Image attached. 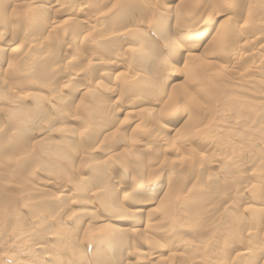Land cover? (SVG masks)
Masks as SVG:
<instances>
[{
    "label": "bare ground",
    "instance_id": "bare-ground-1",
    "mask_svg": "<svg viewBox=\"0 0 264 264\" xmlns=\"http://www.w3.org/2000/svg\"><path fill=\"white\" fill-rule=\"evenodd\" d=\"M16 1L20 3L19 8L24 7L26 9L25 11H28V10L34 11L37 9L41 13V14L39 13V15H42L41 19L43 20L41 21L40 28H38L39 32L41 29V31H47V33L49 34L51 33V35L54 34L53 31H55V29H58L59 31L61 30V33H62V25L64 22L65 24H67L68 22L66 23V21L70 20L72 22L75 20L77 24L76 18L82 17L83 15L81 14L84 11L83 8L80 9V7H77V8L73 7L74 8L73 10L72 8H70L69 10L67 9L68 11H65L63 8L64 4L63 5L62 3L57 4L58 0L56 1L54 0V2L52 3H56V4L50 7L35 6V3H38L37 0H16ZM199 1L200 0L198 1L195 0L193 2L195 3ZM103 2L101 4V1L98 0V4L100 7H103L105 5L103 4ZM109 2L111 3L110 0ZM104 3H108V2L105 1ZM121 3L123 7L127 8L125 10L128 13L130 9H133V10L138 9L140 10L139 12H143L144 7L142 8V6H144V3L138 4L137 1L135 0L134 1L122 0ZM185 3L187 5L188 2H185ZM248 3H251V2H248ZM7 4H9L7 0H0V19L5 20L4 13H6V11L4 12V10ZM153 4L154 6H152V15L154 19L152 20H154V23H155V20L160 21L158 23L159 26L156 25L158 27V30L156 31L157 34L155 33V35L154 34L153 35L158 36L159 38L161 37L165 45L167 44L171 46L173 50H175L174 53L184 56L185 64L187 61H190V64L187 63V66H185L183 63V65L185 66L181 72L184 75V77L182 76V78H184L183 81L181 83L177 82V83L172 84V87L169 88V90H165V91L158 84V81L161 80L159 77H156L155 75L153 76L152 74L150 76L147 74L148 73L147 69L145 71V70H142L141 68L140 74L136 75L133 81L131 80L132 82L130 86L127 85L126 82H125L126 84H124L125 86L123 85L125 87L123 91L126 92L125 96L127 95V93H131V91L135 90L136 92L135 95H137V99L135 103L137 104L136 106L134 104H128L129 102L127 103H121L120 101H119L120 103L115 102V101H113L114 103L108 102L109 100H107V98H111V96L114 93H117L118 91H120L119 90L120 86L116 87L113 84L107 85V86L105 85L104 87H101V88L98 87L97 85L93 86V88L92 86L90 88L89 87L82 88L83 94L88 96V98L87 100H84V101L82 100L76 101L78 102V106L80 104L82 105V106L80 105L81 107H80L79 113L78 111H76V113H73V114H71L70 112H66L68 111L69 107L73 106L75 103V102L73 103V101H71V99L69 98L64 99V97L62 98V96L48 98V95L51 96L53 95V93L61 92L64 94V92H62L63 87L57 86V83L55 82V76L59 79L63 78L67 80L69 91L71 89L72 92L73 91L79 92L81 89V85H79L80 81L84 80L85 78L87 79L88 74L94 69H97V71L98 70L105 71L102 75V77L105 80L116 79L119 77L121 79L122 76L129 73L127 71H128V68H130L129 66L131 65L132 56L121 57L118 54H114V53L111 54L113 52L111 49L114 50L115 44L118 42V38H120L118 37L120 36L119 34L116 35V34H112L111 32L110 34L108 33V35H105V36L104 35L98 36V33H97V34H94L93 37H91L92 40L90 42L88 41L90 37L89 38L87 37L88 38V39L86 38L87 40L86 39L84 40V38L80 39L79 37L77 38V40L73 39L71 41L70 40L65 41V42L62 41V44L60 45H58L57 43V45L59 46L58 50L56 49L57 47L56 48L53 47V49L50 50L48 48L44 49L45 48L43 44L44 37H42L43 33L41 35L36 34L35 36H32L30 39L20 38L21 39L20 40L11 35H10L11 37H9L7 36L8 34L6 35L0 32V124L5 125L4 129H0V240L2 241V237L6 233H8V231L4 232V228L8 226V223L10 224V222L13 221L11 219L12 218L11 216H14L15 214H17L16 213L18 211L17 209H19L22 203L24 206L27 204L25 208L26 207L29 208L30 213L31 211L38 213L37 211L40 210L43 212L42 214L47 215L48 219L50 218L48 221H46L44 220L45 215H43L41 218L40 216L38 217L37 215V219L32 218L33 216L28 215L31 217V220L30 219L29 220H30V224H32L33 226L29 225L31 226L29 233L25 232L24 230V232L27 235V238H26L27 244L21 252L22 257H25V256L28 257V255L31 253L36 254L39 256L37 259L38 263L36 262L37 264H46L47 261L42 260V255L45 253L56 254V256L53 258L54 263L52 264H110V263L123 264L124 262H125L124 264H127V261H129L127 258H130V257H136L138 264H169L170 258L175 259L174 257H176V259L177 260L179 259L180 261L182 259H188L186 252L183 253L184 251L183 252L181 251L180 254L178 253V250L176 248L178 243L176 245V243L174 242L175 235H176L174 231L164 232L165 234L162 235V232L160 230L161 228L164 229V227L162 226L163 221L173 220V221H169V225H172L173 224L172 222L176 220V219H173L174 211H171V209L174 210L176 201H178L179 198L183 197V195H180V194L187 191L186 190V188L188 187L187 185L188 183L190 184L191 182L190 178L188 179V176H190L188 175L189 167L193 166L194 168L197 169L195 175L198 174L199 176L203 173V172L200 173L201 170H199V167H198L200 164H196L197 162L202 161L203 155H200L198 154L197 151H195L196 150L195 148L200 149L198 147V143L201 140L199 136L200 134L198 133L199 135H196L195 133L198 130L202 129L204 126H207L206 122H209L210 120L209 117L211 115L210 116L207 115L209 117L205 116L206 118L203 117V119H200L202 117L201 114H200L201 116L200 117L198 115L199 114L198 112H194V108L197 107V110H199L198 105L201 106L202 101L205 100L203 101L204 102L203 104L207 107V109H203V108H200V109L204 110L203 113L208 114V112L210 113V111L212 112L213 110L217 108L214 105L218 104L219 102H223V101L225 102L228 99H232V94H229L228 92H230L233 89V85L232 84L226 85L224 83L217 84L215 82H217L218 80L215 78H220V79L225 78V80L226 79L229 80L231 79L230 75H233L239 72V69H241V66H242L241 62L245 57L243 52L245 53L246 51L245 49L249 46L250 43L248 42L249 40L247 41L246 40L247 38L245 37V39H243L242 42L239 40L240 43L238 42V44L234 45L233 41H230L228 39V36H227L228 33L225 34L219 31V29L221 28L219 29L217 28L218 31L215 32L214 36L210 38L208 41H203V38L207 32V29H203L204 28V24H202L203 22L201 23L202 25L201 24L199 26L195 25L194 27L190 25L185 26L183 24L184 23L183 20H182L183 23L181 24L184 25V28H183V31H181V34H179V36L176 37L174 35L173 37L167 34L165 35L166 27L169 25L168 21L172 17L173 13H175L178 10H180L181 12L184 11L186 13V10H185L186 7L184 5L178 4L175 0H158V1H155V3ZM228 5L230 9L231 3H229ZM107 6L108 4H106V8L109 9V7ZM193 6H196V5H193ZM75 7H76V4H75ZM209 7L211 6L209 5ZM99 10L102 11V9H99ZM110 10L113 11V8H111ZM147 10L149 11L148 8ZM232 10H233V7H232ZM107 11L104 10L103 13H100V12L99 14L97 13L99 15L98 17L90 16L88 18L85 16V19L81 21H83L84 26L88 28V30L89 28H95V26H97L98 23H104L105 21H107L108 18L110 19L111 17L117 16L116 12L114 11L107 12ZM127 12L125 13L123 12L122 14L123 17ZM34 13L38 15L37 12H34ZM46 13H47V16L43 18L44 17L43 15ZM181 15L182 14H180V16ZM63 17H65V19L63 21H59V18H63ZM119 17L121 18V16ZM132 18L133 16L131 15V19ZM103 19H106V20H103ZM174 19L175 18L173 16V20ZM102 20L103 22H101ZM26 21L27 20H25V22ZM34 24H37V23H34ZM34 24H32V26ZM69 24L71 25V23ZM69 24L67 25L69 26ZM81 25H82V22H81ZM135 25L137 24H133V26ZM140 25L142 24L140 23ZM154 26L155 25H153L152 28H154ZM240 26H243V25H240ZM125 28L128 31L127 33H122V35L131 37L130 39L131 42L132 43L134 42L132 46L135 48L131 50V53H134V51L138 50V52L136 51V53H139V56L141 58L139 59L145 66H149L150 64L148 63H151V60L153 59H154L153 61H156L155 60L156 56L160 58L164 54L162 51L160 52V48H158L156 45L155 46L157 48L153 46L156 43L158 38L156 37L149 38L148 36H146V34L144 33V30L142 29L137 30L136 28L133 29V28H130V26L128 27V25L127 26L124 25L123 31L125 32H126ZM233 28L234 29H232V31L235 32V34L238 33L237 31L242 30V28L239 26L238 27L234 26ZM2 29L3 28H1L0 31H2ZM197 29L199 30L203 29V30L197 31ZM152 31L154 30L152 29ZM76 33L74 30V34ZM87 34L89 35V32ZM231 34L234 36V33H231ZM55 37H56L55 39L56 41L58 40L61 41V39H59L58 36H55ZM64 37L65 35L62 38L64 39ZM141 39H144V43L141 42ZM45 40L47 41V39ZM251 41H254L253 38ZM225 42H227L230 45V47L229 46L227 47ZM254 42L253 44L251 42V44L254 45L256 43ZM181 45H183L184 48H182ZM78 47L82 49L85 48L84 50L87 49V51H83V52H88L87 55L80 56V57L76 55V57L78 58L74 57L75 53H72V56H69L67 58L63 56L65 59L61 60V62L63 65L65 64V67H67L68 69H65V70L63 69L61 71V69L63 68L62 67L60 68L61 73L59 72L53 75L55 71L57 70L58 63H59V62L58 63L56 62V58H55V57L60 56L61 52L59 50L67 51V50H71L75 48L78 49ZM95 47L97 48L100 47L98 52L95 51L97 50L95 49ZM147 48H152L151 54L145 53ZM179 50L180 51L182 50L183 52L180 54ZM254 52L253 54L251 52V54L254 55ZM251 54L249 55L246 54V55L251 57L252 56ZM208 58L217 60L218 62L213 61V60L212 62L207 61ZM58 60H59V57H58ZM157 61L156 63L152 62L154 64H151V66L156 65L158 68L165 64V66L169 67L170 63H167V61L165 62V59L161 58L159 60L160 63ZM77 63L83 64L86 67L87 65H89V67L88 69H84L83 71H80V72H77V70L74 71L72 68L70 69V67L72 66L74 67V65ZM253 66H252L253 72L260 70V68L256 64H254ZM68 70H71V71H68ZM151 72H153V70ZM171 72H173L174 74ZM243 72L241 74H243ZM247 73H244L243 75L239 73L238 77L241 76L242 81L246 83H250V84L252 83L254 84V86L259 84L258 83L259 81H257V79H255L254 76L251 77L249 74H248L249 76H247L246 75ZM178 75H180V73L178 74L177 71L176 72L170 71L168 72V74H165L164 78L166 81L173 83L179 78ZM236 78L237 77H235V79ZM240 78H237V80ZM127 80H129V78ZM126 86H129V87H127L126 89ZM148 90L151 91V96L148 94L149 93ZM98 91H101V93H98ZM234 91L235 90L233 89L232 93ZM203 93L204 95L206 94L205 97ZM96 94H99L97 98H95ZM162 95L165 96L166 101L163 103V105L160 106L162 102L161 98H163ZM219 96H220V99H219ZM202 97L204 98L202 99ZM207 99L209 100V103L206 102L208 101ZM57 102L60 104L59 107L57 106ZM157 105L159 106V109L158 108L156 109ZM181 105L183 106V108H181L182 110H178L180 107H182ZM190 106H193V107L195 106V107L191 108ZM49 108L54 109V110L58 108L57 112L60 108L59 114L53 115L52 113L51 114L48 113ZM133 113L147 114V116L149 117L155 116V118L151 120L153 123L151 124L150 128L145 131L142 130V132L148 138L147 142L150 140L149 139L150 137V138H153L156 144L153 145L150 142L144 143L140 141L139 139H136L137 138L136 136L124 137L125 134H122L120 136L121 138H118L117 142L115 141L118 145L122 146V149L120 150V152H117V153L114 152L113 156L110 155L111 157L107 156L102 161H96L95 155L99 156L103 153V151L106 149L105 148L106 146L104 145L105 144L104 141L106 138H108L111 135L110 132L107 133V130L109 129V126H110L109 124H113L112 126L116 127L115 129L120 131V129H122L120 127L123 123L121 122V120L119 121V119L117 118L120 116V114L131 117L129 114H133ZM177 113H180L181 115L178 117ZM221 114H222V111H221ZM179 118L183 120V122L181 123L179 122L180 128L173 129V127L176 125ZM77 120H80V121L84 120L83 121L84 124L80 125V128L78 127L79 129H76V128L74 129L73 126L69 127L67 125ZM40 121L43 122V125L41 126H39ZM146 121H147V118H146ZM56 124H60L61 126H57ZM69 125L71 126V124ZM135 125H137V123H135ZM139 125H142V124H139ZM114 127H112V129ZM155 130L156 132H154ZM166 130L173 132L174 135L179 138V140L178 141L175 140V142L170 141L172 139L169 140V138L166 137L167 135H165V132H167ZM101 134H103V137L101 136ZM182 134L185 136V138L183 139L180 137L182 136ZM38 136H41L39 141L37 140L35 142H31V140H34ZM88 136L91 139L95 137L96 140L93 144L95 146L91 145L89 149L86 150L82 146V143H84L85 140H86L85 142H89ZM111 137L112 136H110V138ZM89 143H91V141ZM81 147H83V149H80ZM107 151H111V150H107ZM105 152L106 151H104V153ZM169 155L171 157H167ZM111 161H116V163H119V169L111 168L109 166L111 169L108 170L109 167L104 166V164H107V162L110 163ZM151 163L152 164L157 163V166L155 167L156 169H152L151 167L147 166L151 168L149 169V172H148L149 179H147V181H143L142 179H140V178H143L142 177L143 174L141 171L144 169V165H149ZM206 167L208 168L210 166H206ZM203 168H204V164L202 166V170ZM80 169H82L81 173L84 171L83 169H86V170L88 169L89 175L91 176L93 175L97 177V178L94 177L95 179H93L92 177L90 178V176H89L90 179L89 178L86 179L85 177L84 179L81 178L82 181L79 184L73 186L74 187L73 191L75 193L77 192L79 196L83 195V197L80 196L81 198L85 199L90 196L93 198L92 200H94V202L91 200L92 201L91 204L95 203L96 209H97L95 210L97 211V214L95 212L94 213L95 215L93 216H92V213H90L89 211L90 210L89 209L90 201L88 200L89 198L86 199L89 201V202L87 201L86 203V201L82 199H81L82 201H80V199L78 201V197H73V195L71 196V200H74V202L70 200L68 201L69 203L68 205H73L71 207H73L74 209L76 208L78 210L77 213L76 212L69 213L67 210L58 212L57 210L59 208V205L62 204L60 203V198L62 197L61 194L64 193V190H68L72 188V186H70L69 184L61 182L63 180V178H61L62 175L66 176L65 173L68 172L67 174L69 173L71 174L73 172L79 171ZM145 170L146 169H144V171ZM119 171L121 173L120 178H119V175L117 174V172ZM129 174L131 176L139 177V179L138 178L135 179L134 177L133 179L130 178L131 181H129L127 180V177L129 176ZM123 175L126 178L123 179ZM64 178L66 179V177ZM71 180H74V179L71 178ZM159 180H161L162 183H165V184L159 185L158 183ZM190 187L191 188H189L188 190L192 189L193 193L191 194L190 197L187 196L188 198L186 199L184 198L185 200L184 201L182 200V202L180 203V206H182V204L184 203L183 206H191L193 209L194 206L199 205L197 201L198 198L196 195L200 193L196 192L198 194L195 195L196 188H194L193 186H190ZM50 189H53L54 192H56V194L58 193L57 195L60 194L59 196H57L58 200L57 201L55 200L52 203H50L51 202L50 199L52 198L49 197L50 198L49 199L45 196L47 195ZM146 191L149 194V197H146L144 200L142 199L140 200L138 198V195L143 194L146 196L147 195ZM84 196H87V197H84ZM28 197L29 198L33 197V198L27 201ZM20 201L21 203H19ZM61 202H63V199ZM244 204L243 205L246 206V208H249L250 206H252L250 205L249 202L247 203L245 202ZM201 205H203V203H201ZM204 205L202 206L204 207L203 211L205 210V207H208L207 205L206 206ZM209 206L212 209L214 205L212 206L210 204ZM200 209L202 210L201 207ZM211 209L208 208V210H211ZM196 210L198 209L196 208ZM203 211L202 213L205 212ZM27 213L29 214V212ZM206 215L207 213L205 214V216ZM196 216H199V213ZM202 216L204 217L203 219L206 220L207 216L206 217L204 215ZM262 216H264V207L261 209L259 217L256 215V217H258V220L256 223H254L255 229L260 228L258 226L260 225L261 219L263 218ZM159 217L161 218V220L159 219ZM199 217L196 218L197 221L195 222H198V223L202 222L203 224L205 221L201 218V216ZM14 218L15 220H17L16 216H14ZM68 220H71L72 222L73 226L71 228L69 227V225L66 224ZM76 220L77 221L81 220L83 223V225L80 224L83 228L82 230H84L85 232L84 234L82 233L84 235L83 240H80L78 238L79 229H77L76 226L74 227V224L77 222ZM159 221L161 222V224L159 223ZM207 221L204 223V225L208 223ZM218 221H219V217H218ZM23 222L25 221L23 220ZM41 222L43 224L42 226L37 225L38 223L40 224ZM15 226L16 225H13V231L15 230L14 229ZM20 226H19V229H20ZM9 229H12V227ZM19 229H17L18 231L16 230L17 233L13 237L20 236V239H21L22 229L20 230ZM250 229L248 228V230ZM73 230L76 231L75 233L76 235L72 234ZM24 232H23V236L25 237ZM166 233H168V235ZM252 233L256 234L258 232H252ZM85 234L87 235L90 234L91 236L87 237L86 235V238H85ZM52 238H58L56 242L57 244L54 247L52 245L55 242L52 244L50 243ZM14 239H17V238H14ZM126 239L128 240V242L131 243L132 248H130L129 251L127 250L128 244L126 246V242H125ZM172 240L174 241L171 242ZM140 242L144 245L145 248L153 249L152 246H154V249L156 250L146 249L147 252L145 253L144 252L142 253L140 250L137 251L136 247H138V249H141L140 246L142 244L139 245ZM85 243L87 244L89 243L92 245V249H90L91 250L90 252L84 250ZM50 246L54 249H51ZM240 247L242 246L240 245ZM163 249L168 250L167 253H169V255L167 258L166 256L164 257L163 253L161 252V250ZM121 250L122 252L123 250H126L127 252L124 251L126 255H123V256L121 255V257H118V253H122L120 252ZM57 254H59V256H57ZM1 257L2 255H0V260H2ZM108 258L110 259L108 260ZM23 260L21 261L22 264H26V263H23ZM243 261L245 260L243 259Z\"/></svg>",
    "mask_w": 264,
    "mask_h": 264
},
{
    "label": "rangeland",
    "instance_id": "rangeland-1",
    "mask_svg": "<svg viewBox=\"0 0 264 264\" xmlns=\"http://www.w3.org/2000/svg\"><path fill=\"white\" fill-rule=\"evenodd\" d=\"M37 1H38V3H35V6H38V7L39 6H48V7H50V6H54V4H56V3H52V2H54V0H37ZM99 1H101V4H102L103 0H99ZM105 1L108 2V3H104ZM110 1H111L112 4L109 2V0H104L103 4H105L104 5L105 7L103 5H101L103 7H100L99 4H98V0H58L57 4H61V3H62V5L64 4L63 8H64L65 11H68L70 8H72V10H73L74 8H77V7H80V9L83 8L84 11L81 14V15H83L82 17H77L76 18L77 24H76L75 20L72 21V22L70 20H69L70 22L66 21V23L68 22L67 24L71 23V25L69 24V26H68L64 22L63 25H62V33H61V30L59 31L58 29H55V31L57 33L55 31H53V33H54L53 35H51V33L50 34L47 33V31H41V29H40V32H39L38 28H40L41 21H43V20L41 19L42 15H39L40 12L37 9L34 10V11H31V10L25 11L26 9L24 7L19 8L20 7L19 6L20 3L17 2L16 0H7V2H9V4H7L5 6V10H4V12L6 11V13H4V19L5 20L0 19V30H1V28H3L2 31H0V32H2V34H6V35L8 34L7 36H9V37L13 36V37H15L17 39H20V38H22V39H30L32 36H35L36 34H40L41 35L43 33L44 35L42 34V37H44V39H43V44L45 46L44 49L48 48L50 50H52L53 47L54 48L57 47L56 49L58 50V48H59L58 45L62 44V41L63 42L69 41V40L71 41L73 39L77 40V38H79V37H80V39L84 38V40L87 37L88 38L90 37L89 40H88L90 42L92 40L91 37H93V35L97 34V33H98V36H102V35L105 36V35H108V33L110 34L111 32H112V34H116V35L119 34L120 35V36H118L120 38H118V42L115 44L114 50L111 49L113 52L110 51V52H112L111 54H113V53L114 54H118L121 57L132 56L131 65L129 66L130 68H128V71H127L129 73H127L124 76H122L121 79L119 77V78H116L117 80L116 79H107V80H105L102 77V75H103V73L105 71H103V70H98L97 71V69H94L88 74L87 79L85 78L84 80L80 81V84H79V85H81L80 91L79 92H74V91L72 92L71 89L69 91V86L67 84L68 83L67 80H65L63 78L59 79V78H57L55 76V82L57 83V86H59V87L62 86L63 87L62 92H64V94L61 93V92L53 93V95H51V96L48 95V98L62 96V98L64 97V99L69 98V99H71V101H73V103L74 102L77 103V104L74 103V105L69 107L68 111H66V112H70L71 114L76 113V111H78V113H79L80 107L82 106L81 104H80L81 106L80 105L78 106V102H76V101H80V100L84 101V100H87V98H88V96L83 94V92H82L83 89L82 88H88V87L90 88L91 86L93 88V86H96V85L101 88V87H104L105 85L107 86V85H112V84L114 86H116V87L120 86L119 87L120 91H118L117 93H114L111 96V98H107V100H109L108 102H111V103H114L113 101L118 102V103H120V102L121 103L129 102L128 104H134L136 106L137 104H135V103H136L137 95H135L136 94L135 90L131 91V93H127L126 96H125L126 92L123 91V90L125 89V87H124L125 85L124 84L127 83V85L130 86L131 82L134 80L136 75L140 74V69L141 68H142V70H145V71L147 69V72H148L147 74L148 75L151 76V74H152L153 76L155 75L156 77H159L161 80L158 81V84L165 91V90H169V88L172 87V84L177 83V82L181 83L183 81L184 78H182V76L184 77V75L181 72H182L183 68L185 66H187V63L190 64V61H187L186 64H185L184 63V56L174 53L175 50H173L171 46H169L167 44L165 45V43L163 42V39L161 37L159 38L158 36H154L156 31L158 30V27L156 25H158V23L160 21H156L155 20V23H157V24H155L154 20H152V19H154L153 15H152V6H154L153 3H155V1H158V0H135V1H137L138 4L144 3V6H142V8L144 7L145 9L143 8V12H139L140 10H138V9L137 10L130 9L129 13L125 10L127 8L123 7V5L121 3L122 0H117V1L116 0H110ZM132 1H134V0H132ZM175 1L178 4L184 5L186 7L185 8L186 13L184 11L181 12L180 10L176 11L175 13H173L172 17L168 21L169 25H168V23H167L168 26L166 25L167 27H166L165 35L167 34V35L173 36V37L175 35L177 37V36H179V34H181V31H183L184 25L185 26L190 25V26H194L195 27V25L199 26L203 22L202 23V24H204V28L203 29H207V32H206V34H205V36L203 38V41H208L210 38H212L214 36V33L217 32L219 28H221V29H219V31H221V33L223 32L225 34L228 33V35H227L228 39L230 41H233L234 45L238 44V42L240 43V41L242 42V40L245 39V37L247 38L246 39L247 41L249 40L248 42L250 44L245 49L246 50L245 53L243 52V54L245 56L244 57L245 60L243 59L242 62H241L242 66L240 65L242 71H241V69H239V72H237L236 74L230 75L231 79H229V80L226 79L227 81L225 80V78H221V79L220 78H215V79H217L219 81L218 82L216 80L217 82H215V83H217V84L224 83L226 85H228V84H232L233 85V89L235 91L236 90L237 91L236 92L234 91L232 93V91H233V89H232L230 92H228L229 94H232V99H228L225 102L224 101L223 102H219L218 104L214 105L217 108L215 110H213L212 112L210 111V113L208 112V114L203 113V111H204L203 109H207V107L203 104L204 103L203 101H205V100L202 101L201 106L198 105L199 110H197V107L194 108L195 106L194 107L190 106L191 108H194V112H198L199 113L198 114L199 116L201 114V116H202V117L200 116L201 118L198 116L200 119H203V117L204 118L209 117L211 115L209 117V119H210L209 122H206L207 126H204L200 130L197 129L198 131L195 130V131H197L195 134L196 135L200 134L199 136L201 138V140L198 143V147L200 149L195 148L196 149L195 151H197L198 154L203 155L202 161H199L196 164H200L198 167H199V170H201L200 173H202V172L203 173L201 175H199V176H198V174L195 175L197 169L194 168L193 166L189 167L188 175H190V176H188V179L190 178L191 182H190V184L188 183V185H187L188 186L186 188L187 191H185L187 193H185V192L181 193L180 195H183V197L179 198L178 201H176L174 210L171 209V211H174V213L172 212L174 214L173 215L174 216L173 219H176L175 220L176 222L174 221L175 223L172 222L173 224L169 225V221H173V220H169V221H163L162 220L163 221L162 222L163 223L162 226L165 229L164 230L163 228H161L160 231L162 232V235L165 234L164 232H173L174 231V233L176 234L175 235V239H174L175 241L172 240L171 242L174 241L176 243V245L178 243L176 248H177L179 254L181 253V251L182 252L184 251L183 253L186 252V254L188 256L187 257L188 259H182L181 261L179 259L177 260L176 257H174L175 259L170 258L169 259L170 262H169V260H168V262H169V264H186V262H187V264H189V263L190 264H250V262L252 261L251 264H264V220H262V219H264V216H262L263 218L261 219L262 223L260 222V225L258 226L260 228H256L255 229V224H254V223L257 222L258 217L260 215V211L264 207V162H263L264 161V140H263L264 139V40H263V38H264V14H263L264 13V7H263L264 6V0H259V1L258 0H248V2H251V3H248L247 0H234V1L233 0H225V2H224V0L223 1L222 0H213V1L212 0H200L199 2H195V3L193 2L195 0H175ZM180 1H181V3H180ZM196 1H198V0H196ZM220 1H222V2H220ZM226 1H228V2H226ZM185 2H188L187 5H186ZM214 2H215V4H214ZM70 3H71V5L72 4L73 5L71 6ZM226 3H228V4L231 3L232 6L230 5V7H231L230 9H229V5L226 4ZM75 4H76V7H75ZM106 4H108L107 7H109V9L106 8ZM117 4H119V5H117ZM131 5H132V3H131ZM193 5H196L197 7L193 6ZM209 5L211 7H209ZM212 5H213V7H212ZM149 6H150V8H149ZM232 7H233V10H232ZM111 8H113V11L116 12L117 16L116 17H111L110 19L106 18L107 21H105V22H107V23H105V22L104 23H98V25L96 24L97 26H95V28H89V30H88V28H86L84 26L83 21H81V20L85 19V16L88 17V18L90 16L98 17L99 16L98 15L99 12L103 13L104 10L105 11L108 10L107 12H110ZM147 8L149 9V11L147 10ZM99 9H102V11H100ZM10 10H12V11H10ZM14 11H16V12H14ZM113 11H111V12H113ZM147 11H148V13H147ZM11 12H12V14H11ZM34 12H37L38 15H36V13H34ZM123 12L124 13L127 12L124 15L125 18L122 15ZM135 13H136V15H135ZM139 14H141V15H139ZM180 14H182V15L180 16ZM131 15L133 16L132 19H131ZM43 16H44L43 18H45L47 16V13L44 14ZM119 16H121V18ZM149 16H151L152 18L149 17ZM173 16L175 18L174 20H173ZM72 17H74V16H72ZM112 18H114V19H112ZM149 18H150V20H149ZM64 19H65V17L59 18V21H63ZM106 19H103V20H106ZM25 20H27V21L25 22ZM103 20L101 22H103ZM182 20H183L184 23L182 22ZM146 21H147V23H146ZM81 22H82V25H81ZM151 22H152V24H151ZM174 22H175V24H174ZM34 23H37V24H34ZM125 23L128 25V27L130 26V28H133V29L136 28L137 30H140V29L144 30V33L149 38L150 37L151 38L152 37L158 38L156 43L153 46L156 45L158 48H160V52L162 51L164 54L160 58L156 56L155 60L157 61L158 59L160 60L161 58L165 59V62L167 61V63H170L169 67L165 66V64L163 66L158 67V68H157L156 65H152L151 66V64L156 63V61H153L154 59L151 60V63L147 62L148 64H150L149 66H145L140 61L141 58L139 56V53H136V51L138 52V50L135 49L136 51H134V53H131V50H133V48H135V47L132 46L134 42L133 43L131 42V40H130L131 37H127L125 35L127 37L126 38L124 35H122V33H127V31H128V30H126V28H125L126 32L123 31L124 25L127 26ZM140 23L142 25H140ZM181 23H183L184 25L181 24ZM32 24H34V25L32 26ZM133 24H137L138 26L137 25L133 26ZM150 25H152V26H150ZM153 25H155L156 27L154 26V28H152ZM240 25H243V26H240ZM4 26H6V27H4ZM10 26L11 27L13 26L14 29H16V30H14L13 27L11 28ZM16 26L19 29H17ZM148 26H149V28H148ZM234 26H237V27L239 26V27L242 28V30L237 31L238 33L235 34V32L232 31V29H234L233 28ZM33 27H34L35 30L33 29ZM151 28L154 31H152ZM244 28H246V29H244ZM203 29H201V30L197 29V31H202ZM74 30H75V33L77 32L76 34H74ZM77 30L80 32V34H79V32ZM37 31H38V33H37ZM178 31H179V33H178ZM88 32H89V35L87 34ZM84 33H85V35H84ZM231 33H234L235 37ZM86 34H87V36H86ZM64 35H65V37L63 39L62 37ZM55 36H58V38L61 39V41L60 40L56 41L55 40L56 39ZM239 36H240V38H239ZM248 38H250V39H248ZM252 38H253V40L256 43L254 41H251ZM255 38H256V40H255ZM45 39H47V41ZM48 40H49V42H48ZM260 41H262V42H260ZM46 42H48V43H46ZM141 42L144 43V39H141ZM251 42H252V44H253V42L255 44L252 45ZM57 43H58V45H57ZM45 44H47V45L49 44L48 47ZM163 44H164V46H163ZM225 44L227 45V47L228 46L230 47V45L227 42H225ZM156 46H155V48H157ZM85 47H87V46H85ZM169 47L171 48V50H170ZM181 47L184 48L183 45H181ZM99 48L100 47H98V48L95 47V49H97L95 51L98 52ZM152 48H147L145 53L146 54H151ZM260 48H261V50H260ZM84 49L78 47V49L75 48V49H71V50H67V51L66 50H59L61 52L60 53L61 58H60V56H58L59 60H58V57H55V58H56V62L57 63L59 62L60 64L58 63L57 70L55 71V73L53 75H55V74H57L59 72L61 73V71L63 69L64 70L68 69L67 67H65V64L64 65L62 64L61 60L65 59V58H67L69 56H72V53H75L74 57H76V55H78V57L87 55L88 52H83V51H87V49L86 50H84ZM253 50L254 51L257 50V51L254 52ZM73 51H75V52H73ZM250 51L252 52V54L254 52V55H252ZM97 52H96V54H97ZM179 52L181 54L183 51L179 50ZM155 53H157V52H155ZM256 53L259 54V55H257ZM197 54H199V53H197ZM246 54H248V55L251 54L252 56L250 57V56H247ZM78 57H76V58H78ZM108 59H109V57H108ZM255 59H256V61H255ZM159 60L157 62H159ZM204 60H206V59H204ZM212 60L213 59H211V58L207 59V61H210V62H212ZM213 61L218 62L217 60H213ZM152 62H154V63H152ZM161 62H162V60H161ZM183 63H184L185 66L183 65ZM191 63H192V61H191ZM142 64H143V66H142ZM254 64H256L260 68L259 71L253 72L252 66ZM84 66L85 65H83V64H78L77 63V64L74 65V67L73 66L70 67V69L72 68L74 71L77 70V72H80V71H83L84 69H88V67H89V65H87V67L86 66L84 67ZM60 68H62L61 71H60ZM155 69H157V70H155ZM152 70H153V72H151ZM245 70H246V72H245ZM68 71H71V70H68ZM74 71H72V72H74ZM170 71H174V72L177 71L178 74L180 73V75H178L179 78L173 83L169 82V81H166L165 78H164L165 74H168V72H170ZM242 72H243V74L249 72L246 75L247 76L250 75L251 77L254 76L255 79H257V81H259L258 82L259 84L254 86V84H252V83L250 84V83H246V82L242 81L241 80L242 77L241 76L238 77L239 73L241 74ZM171 73H173V72H171ZM243 74H241V75H243ZM234 75L237 78L241 77L240 79H238L239 81L237 80V78L235 79ZM128 78H129V80H127ZM122 80H124V81H122ZM230 80L233 81V82H231ZM241 82H242V84H241ZM248 84H250V85H248ZM63 85H65V86H63ZM101 85H103V86H101ZM129 86H126V89ZM238 90L239 91L241 90L242 92L241 91L239 92ZM148 92H149L148 94L151 96V91L148 90ZM152 92H154V91H152ZM98 93H101V91H98ZM81 94H83V95H81ZM203 95H204V93H203ZM205 95H204V97H205ZM98 96H99V94H96L95 98H97ZM162 97L163 98H161L162 102H161L160 106L163 105V103L166 101L165 96L162 95ZM204 97H202V99ZM158 99H160V98H158ZM219 99H220V96H219ZM206 102L209 103V100L206 101ZM180 104H181V102H180ZM158 105L156 106V109L157 108L159 109ZM57 106L58 107L60 106V104L58 102H57ZM181 108H183V106L180 107L178 110H182ZM200 108H203V109H200ZM57 109H55L56 110L55 111L54 109H50L49 108L48 113H50V114L52 113L53 115H58L60 108H59L58 112H57ZM221 111H222V114H221ZM144 113H145V111H144ZM129 115L131 117H129L127 115L120 114L121 117L119 116L117 118V119H119V121L121 120V122L123 123L121 125V127H120V128H122V129H120V131L115 129L116 127L112 126L113 124H109L110 125L109 129H110V127H111V129H112V127H114V128L112 130L108 129L107 133L110 132L111 133L110 136H112L113 138L112 137L110 138V136H109L108 138L105 139V141H104L105 144L104 145L106 146L105 147L106 149L104 151H106V152L104 153V151H103V153L101 155H99V156L95 155L96 161H102L107 156H109V157L113 156L114 152L115 153L120 152V150L122 149V146L118 145L116 142L118 141L117 140L118 138H121L120 136L122 134H125L124 137H126V136L127 137L136 136L137 137V138L135 137L136 139H139L140 141H142L144 143L147 142L148 138L146 137L145 134H143L142 130L145 131V130L150 128L151 124L153 123L151 120L154 119L155 116H153V117L150 116L149 117V116H147V114H139V113H137V114L133 113V114H129ZM177 115L179 117L181 114L177 113ZM207 115H209V116H207ZM136 116H138V117H136ZM142 118H144V119H142ZM146 118H147V121H146ZM43 119H45V118H43ZM83 121L84 120H81V121L77 120L75 122L69 123V124H71V126L69 124H67V125L69 127L73 126L74 129L75 128L79 129L80 125L84 124ZM207 121H208V119H207ZM134 122L137 123V125H135ZM179 122L181 123V122H183V120H181L179 118L177 123H176V125L173 127V129L180 128V123ZM39 124L38 125L41 126V125H43V122L40 121ZM139 124H142V125H139ZM56 125L57 126H61L60 124H56ZM44 126H45V124H44ZM133 126H134V128H133ZM144 126H146V127H144ZM4 128H5V125L4 124H0V129H4ZM132 130H133V132H132ZM136 131H137V133H136ZM139 131H141L142 133L139 132ZM166 131H167V132H165V135H167L166 137L169 138V140L172 139L170 141L175 142V140H177V141L179 140V138L177 136H175L173 132H171L169 130H166ZM154 132H156V130ZM101 136L103 137V134H101ZM40 137L41 136L36 137L34 140H31V142H35L37 140L39 141ZM180 137L182 139L185 138V136L183 134ZM149 139L150 140L147 143L150 142L153 145L156 144L155 141L153 140V138L149 137ZM95 140H96L95 137L91 139L88 136V141L89 142L91 141V143L85 142L86 141L85 140L84 143H82V146L84 147V149L88 150L89 147L94 144ZM40 143H42V142H40ZM113 144H114V146H113ZM115 144H116V146H115ZM205 144H206V146H205ZM93 146H95V145H93ZM83 147H81L80 149H83ZM208 147H210V148H208ZM107 150H111V151H107ZM205 152H206V154H205ZM167 157H171V156L169 155ZM228 161H229V163H228ZM231 162H233V163H231ZM107 164H109V165H107ZM107 164H104V166H107V167L110 166L111 168L119 169V163H116V161H111L110 163L107 162ZM203 164H204V168L202 170ZM211 164L212 165L214 164V165L212 166ZM147 166L151 167L152 169H156L155 167L157 166V163L156 164L155 163H153V164L151 163L149 165H144V169H146V170L144 171V169H143L141 171L142 174H143L142 175L143 178H140L143 181H147V179H149L148 178V172H149V169H151V168H149ZM206 166H210V167L207 168ZM110 167L108 168V170L111 169ZM81 170L82 169L79 170L80 172L77 171V172H73L71 174L70 173L67 174L68 173L67 172V173H65L66 176L62 175L61 178H63V180L62 181L60 180V181L63 182V183L69 184L70 186H72V188H70L68 190H64V193L61 194L62 197L60 198V203H62V204L59 205V208L57 209L58 212L63 211V210H67L69 213H75V212L77 213L78 210L76 208L74 209L73 207H71L73 205H68L69 204L68 201L71 200V196L73 195V197H78V201L80 199V201L84 200L87 203V201L89 200L90 202L89 201L88 202L90 203V205H89L90 213H92V216L95 215L94 214L95 212L97 214V211H95V210H97L96 209V204L95 203L91 204L92 201L94 202V200H92L93 198L91 196L90 197L84 196V197L89 198L88 200H86L87 198H85V199L81 198V197H83V195H80L81 196L80 197L77 194V192L75 193L73 191V189H74L73 186L79 184L82 181L81 178L84 179V177H85L86 179H88L89 176H90V178L92 177L93 179L97 178L96 176L89 175L88 169L87 170L83 169L84 171L82 173H81ZM117 174L119 175V178H120L121 177L120 171L117 172ZM241 174H242V176H241ZM64 177H66V179ZM134 177H135V179H137V178L139 179V177L131 176L129 174V176L127 177V180L131 181V179H133ZM71 178L74 179V180H71ZM124 178H126V177H124V175H123V179ZM57 181H59V180H57ZM158 183H159V185L165 184V183H162L161 180H159ZM190 186H193L194 188H196L195 195L200 193V194L196 195L197 198H198L197 201H198L199 205L198 206H194L193 209H192L191 206H183L184 203L182 204V206H180V203L182 202V200L184 201L186 198L190 197L191 194L193 193L192 189L188 190L189 188H191ZM202 190H203V192H202ZM49 191H48L47 195H45V196L47 198H49V197L52 198V199L49 198L51 200L50 203H52L55 200L57 201L58 200L57 196H59L60 194L57 195L58 193L56 194V192H54L53 189H50ZM70 192H71V194H70ZM196 192H198V193H196ZM146 193H147V191H146ZM147 195L145 196L143 194H139L138 198L140 200L141 199L144 200L146 197H149L148 193H147ZM63 196H64V198H63ZM32 198L33 197H31V198L28 197L27 201L29 199H32ZM62 199H63V202H61ZM71 201L74 202V200H71ZM195 201H196V199H195ZM208 201L210 202V204L212 206L214 205L212 207V209L210 208V206H209L210 204H209ZM29 202H31V201H29ZM245 202L246 203L249 202L250 205H252V206H250L249 208H246V206H244ZM19 203H21V201ZM201 203H203V205L206 204L208 206V207H205V210H204L205 212L203 211L204 207H202L203 205H201ZM206 205H204V206H206ZM25 206L23 205V203L21 204L19 209H17L18 210L16 212L17 214L14 215V216H16L17 220H15L14 216H11L12 217L11 219L13 221H11V219H10V221H11L10 224L8 223V226L6 228H4V232L8 231V233H6L2 237V241L3 242L0 240V255H2L1 259L3 260V261L0 260V264H22L21 261L23 259H24L23 263H26V264H37L38 263L37 262V259L39 257L38 255L31 253V254L28 255V257H26V256L22 257L21 252H22V250L24 249V247L27 244V240H26L27 235H26L25 232L29 233L30 232V227H31L29 225H32V224H30V220H31L30 216H33L32 218H36L37 219V215H38V217L40 216V218H41L45 214H42L43 212L40 211V210L37 211L38 213H35V212L31 211V213H32L31 214L30 213V209L27 208V207L25 208ZM200 207L202 208V210L200 209ZM61 208H63V209H61ZM70 208H71V210H70ZM196 208L198 210H196ZM208 208L211 209V210H208ZM245 208H246V210H245ZM199 211H201V212H199ZM202 211L205 214L207 213V215H206L207 217L205 216L204 213H202ZM27 212H29V214ZM198 213H199V216H201L202 219L204 218L202 215H204L206 217V220L203 219L205 222L209 218L208 221H207L208 222L207 224L204 225L205 222L203 224H202V222H200V223L195 222V221H197L196 218L199 217V216H196V215H198ZM28 215H30V216H28ZM189 215H190V217H189ZM212 215H213V217H212ZM256 215L258 217H256ZM216 216L219 217V221H218V217H216ZM49 219L47 218V215L44 216V220L48 221ZM159 219L161 220L160 217H159ZM223 219H225V220H223ZM23 220L25 222H23ZM254 220H256V221H254ZM28 222H29V224H28ZM42 222L40 224L38 223L37 225H41L42 226L43 225ZM209 222L212 223V224H210ZM25 223H26V225H25ZM159 223L161 224L160 221H159ZM66 224L69 225L70 228L73 226L71 220H68L66 222ZM80 224L83 225L81 220L77 221L74 224V227L76 226L77 229H79L78 230L79 232L77 231L78 232V236H79L78 238L80 240H83L84 239V235L83 234L85 232H84V230H82L83 228H82V226ZM13 225H16L14 227V229H15L14 231H13ZM20 225H22V226H20ZM19 226H20V229H22L21 239H20V236H18L19 238L18 237H13L17 233V231H18L17 229H19ZM11 227H12V229H9ZM166 228H168V229H166ZM170 228H172V229H170ZM248 228L249 229L251 228V229L248 230ZM252 229H253V231H252ZM24 230H25V232H24ZM23 232H24L25 237L23 236ZM72 232H73L72 234L76 235L75 234L76 231L73 230ZM252 232H258V233L255 234V233H252ZM166 234L168 235V233H166ZM86 235L87 234H85V238H86ZM88 235H87V237L91 236L90 234H88ZM23 237H24V239H23ZM14 238H17V239H14ZM22 239L24 240V242H23ZM57 240H58V238H52L51 239V242H50L51 244L55 242L52 245L53 247L57 244L56 243ZM241 241H242V243H241ZM125 242H126V246L128 244V249L127 250L129 251V249L132 248L131 247V243L128 242L127 239H126ZM1 243L2 244L4 243V244L2 245ZM6 244H7V246H6ZM88 244L85 243L84 250L90 252L91 251L90 249H92V245L91 244L88 245ZM141 244L142 243L140 242L139 245H141ZM240 245L242 247H240ZM141 246H140V248L142 250L138 249V247H136V249H137V251L140 250L142 253L143 252L144 253L147 252V250H156V249H154V246H152L153 249H147V248L144 247V245L142 247ZM50 248L54 249L51 246H50ZM112 249H114V248H112ZM2 250H4V251H2ZM124 251L127 252L126 250H123V252L121 250L120 252H122V253H118V257H121V255L122 256L126 255V253ZM161 252L163 253L164 257L165 256H166V258L168 257V255H169V253H167L168 250L163 249V250H161ZM36 253H38V252H36ZM55 256H56V254L45 253V254L42 255V260H46L47 261L46 264L48 262H49L48 264H52V263H54L53 258ZM57 256H59V254H57ZM8 257H10V258H8ZM109 259L110 258H108V260ZM127 259L129 260V261H127V264H138V262L136 260V257H130V258H127ZM134 259H135V261H134ZM243 259L245 261H243ZM247 262H249V263H247ZM110 264H118V263H110Z\"/></svg>",
    "mask_w": 264,
    "mask_h": 264
}]
</instances>
